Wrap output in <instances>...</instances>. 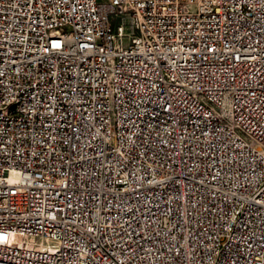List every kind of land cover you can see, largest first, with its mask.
<instances>
[{"label":"built area","instance_id":"2783aa9c","mask_svg":"<svg viewBox=\"0 0 264 264\" xmlns=\"http://www.w3.org/2000/svg\"><path fill=\"white\" fill-rule=\"evenodd\" d=\"M0 264H264V0H0Z\"/></svg>","mask_w":264,"mask_h":264},{"label":"bare ground","instance_id":"6f19581e","mask_svg":"<svg viewBox=\"0 0 264 264\" xmlns=\"http://www.w3.org/2000/svg\"><path fill=\"white\" fill-rule=\"evenodd\" d=\"M215 1V0H207ZM173 84H180V77H173ZM218 120V107H210V113L206 117V126H214V121Z\"/></svg>","mask_w":264,"mask_h":264}]
</instances>
